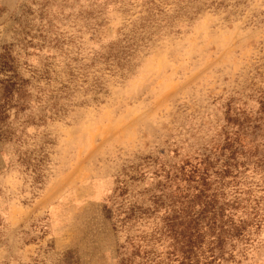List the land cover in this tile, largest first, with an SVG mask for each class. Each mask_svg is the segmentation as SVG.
<instances>
[{
	"label": "rangeland",
	"instance_id": "obj_1",
	"mask_svg": "<svg viewBox=\"0 0 264 264\" xmlns=\"http://www.w3.org/2000/svg\"><path fill=\"white\" fill-rule=\"evenodd\" d=\"M262 100L264 0H0V264H264V166L188 179Z\"/></svg>",
	"mask_w": 264,
	"mask_h": 264
},
{
	"label": "trees",
	"instance_id": "obj_2",
	"mask_svg": "<svg viewBox=\"0 0 264 264\" xmlns=\"http://www.w3.org/2000/svg\"><path fill=\"white\" fill-rule=\"evenodd\" d=\"M229 112V111H228ZM230 114V112H229ZM228 118L229 123H233L235 130L226 131L225 142L219 146V153L216 154L218 156L217 163H213L210 161V158L207 157L201 162H198L196 165L191 166L192 169L190 170V178L189 180H193L196 178V182H198L204 189L199 191L198 198L204 196L205 198V205L208 209L204 210V213H211L213 217H211V222L213 225L216 224V213L215 212V197L213 194L212 196L206 195V191L210 192L211 187L209 181L212 178V174H215L219 179V182L224 185V180L227 178H232L233 181L236 180L237 176L239 175L238 169L240 167H244L249 162H252L256 167L264 166V100L261 101V107L254 115H243L240 116H232L230 115ZM219 168L215 170L214 164H219ZM189 171V172H190ZM185 175V167H180L175 171L173 175L171 172H168L166 178L169 180L178 179L180 176ZM231 182H228V184ZM237 181L234 185H237ZM215 191V189H212ZM179 191L178 193H180ZM183 192V191H182ZM177 194L173 192L167 198V210L173 211L175 209L176 203H180L181 201L176 199ZM183 202L182 204L186 203L188 198L182 197ZM209 199V200H208ZM240 202L234 201L233 203L228 204V209L233 207H239ZM171 206V207H170ZM223 209V208H222ZM168 212V211H167ZM177 218V217H176ZM231 219V217L227 220L228 228L225 229L223 232L226 237H238L241 235L245 226L235 224ZM174 218H169L168 225L171 230V234L177 240V242L183 247L181 248V252L184 256V261L181 264H192L191 257L193 253V249L197 247V243H201V235L200 228L194 227L192 233H189L187 230L188 226L185 227V230L182 231L180 229L183 224L180 222L178 224L174 223ZM213 227V226H212ZM224 229V225L221 227ZM222 237V233L218 236Z\"/></svg>",
	"mask_w": 264,
	"mask_h": 264
}]
</instances>
